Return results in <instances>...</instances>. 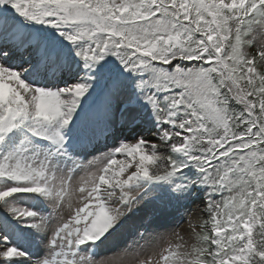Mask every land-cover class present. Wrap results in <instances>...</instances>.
Instances as JSON below:
<instances>
[{
  "label": "snow or ice",
  "instance_id": "1",
  "mask_svg": "<svg viewBox=\"0 0 264 264\" xmlns=\"http://www.w3.org/2000/svg\"><path fill=\"white\" fill-rule=\"evenodd\" d=\"M0 264H264V0H0Z\"/></svg>",
  "mask_w": 264,
  "mask_h": 264
},
{
  "label": "rangeland",
  "instance_id": "2",
  "mask_svg": "<svg viewBox=\"0 0 264 264\" xmlns=\"http://www.w3.org/2000/svg\"><path fill=\"white\" fill-rule=\"evenodd\" d=\"M195 207V206H194ZM201 207H203V205H201ZM195 215L193 216V220H195ZM188 224H182L181 227H180V232L181 234H185V229L188 228ZM197 231H199V229L197 228ZM186 235V234H185Z\"/></svg>",
  "mask_w": 264,
  "mask_h": 264
}]
</instances>
